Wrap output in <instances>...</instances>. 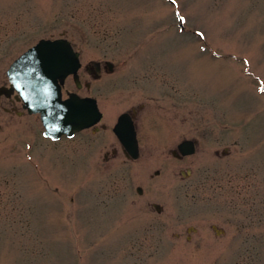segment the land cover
<instances>
[{"label": "rangeland", "instance_id": "374dc122", "mask_svg": "<svg viewBox=\"0 0 264 264\" xmlns=\"http://www.w3.org/2000/svg\"><path fill=\"white\" fill-rule=\"evenodd\" d=\"M63 36L83 66L114 62L105 120L146 103L140 157L47 140L39 115L15 117L13 147L0 107V264H243L253 245L264 264V0H0V84Z\"/></svg>", "mask_w": 264, "mask_h": 264}, {"label": "water", "instance_id": "95a60500", "mask_svg": "<svg viewBox=\"0 0 264 264\" xmlns=\"http://www.w3.org/2000/svg\"><path fill=\"white\" fill-rule=\"evenodd\" d=\"M80 65L79 53L63 38L41 39L14 64L16 68H23L24 80L20 81L17 89L24 98L25 106L31 112L41 113L45 134L55 139L64 133L72 136L76 131L98 122L102 116L94 98L71 93L68 99H62L59 80L63 82L67 75L74 73L76 82L80 84L77 74ZM115 131L130 155L137 158L139 147L136 133L126 115L120 117ZM179 150L183 155L192 154L196 151L195 142L186 139L179 144ZM139 191L142 189L139 188ZM156 206L159 207L158 204Z\"/></svg>", "mask_w": 264, "mask_h": 264}, {"label": "flooded vegetation", "instance_id": "af4514ba", "mask_svg": "<svg viewBox=\"0 0 264 264\" xmlns=\"http://www.w3.org/2000/svg\"><path fill=\"white\" fill-rule=\"evenodd\" d=\"M66 38H68V37H66ZM72 43H73L75 49L80 52V57H81V55H82L81 49L73 41H72ZM26 50L20 52L13 59L10 60V62L7 64V66L4 70L3 81L0 84V107L2 108V110H4L5 117H6L5 118V120H6L5 141L13 147H15L17 145L16 143L19 142V139L21 137L20 135L19 136L17 135L18 130L14 129V127H15L14 124H16L15 123V121H16L15 117L18 118L20 116H26V115L27 116L38 115V113H30L29 110L25 107V103L23 101L21 94L13 86L14 83L12 81V78H11V75L9 72L11 67H12L13 62ZM81 60H82V57H81ZM110 61L111 60H109V59L101 58V60H92V61L86 63L85 66H82L85 68L83 72L85 74L90 75L93 79H97L101 75V87L98 88V92L96 94L97 96L94 95V93H93V88H92L93 82L92 81H90V80L84 81V82L81 81V86H78L74 81V83L76 84V86L79 90L82 89V87L84 85L86 86L88 93H86L84 95L81 94L82 96H93V97L97 98L99 107L102 110V112H103V109H102L101 101H102V97L105 93V87H104L102 80L107 73L108 74L111 73V71L115 68L114 62L111 61L112 62L111 63ZM82 64H83V61H82ZM82 67H81V69H82ZM80 74L81 73L79 72V77H80ZM69 79L74 80V76L73 75L67 76L65 78L64 82L62 83V91H63L64 97H66L68 95V93L71 92V90H69V88L66 87L67 86L66 85L67 80H69ZM75 92L79 93L77 90ZM65 93H66V95H65ZM98 94L99 95L101 94L100 102H99L100 97L98 96ZM144 109H146V103L138 102L136 104H132L129 107L125 108L122 112H120V114H118V116L114 120H112L111 118H110L111 120L110 119L105 120L104 119L105 114L103 112V118L101 119V121H99V123L97 125H94L92 127L86 128L82 131H79L78 133L75 134L74 137H76L77 135H79L83 132L88 131V132L92 133L91 134L92 136H97L98 141H99V145L102 148L106 149L105 155H106L107 160H109L111 158L109 153H113L114 155H117L121 152L123 154H125L126 158L130 159V157L128 155V149L125 147V145L122 144V142L117 137L116 133L114 132V127H115L116 123L118 122L119 117L123 113H127L128 119L131 120L133 125H134L136 135H137V139L139 142V149L141 152L143 131L147 128V125L141 121V120H145V118L141 116V114L144 112ZM16 135H17V138H16ZM74 137L68 138L66 136H63L62 138L73 139ZM176 149L177 148L172 149V152H176ZM182 158L183 157H180L178 159H182ZM185 178L190 179L189 177H185ZM142 192H143V188H142ZM153 206L157 211L161 212V210H162L161 204H159V207H157L154 203Z\"/></svg>", "mask_w": 264, "mask_h": 264}, {"label": "trees", "instance_id": "16d2710c", "mask_svg": "<svg viewBox=\"0 0 264 264\" xmlns=\"http://www.w3.org/2000/svg\"><path fill=\"white\" fill-rule=\"evenodd\" d=\"M255 245L251 246V248L247 249L249 250L248 255L244 257V263L243 264H258V259L261 257L260 249L255 248ZM246 252V251H245ZM262 260V259H261Z\"/></svg>", "mask_w": 264, "mask_h": 264}, {"label": "snow or ice", "instance_id": "6c2138e0", "mask_svg": "<svg viewBox=\"0 0 264 264\" xmlns=\"http://www.w3.org/2000/svg\"><path fill=\"white\" fill-rule=\"evenodd\" d=\"M181 19H183V17H181Z\"/></svg>", "mask_w": 264, "mask_h": 264}]
</instances>
